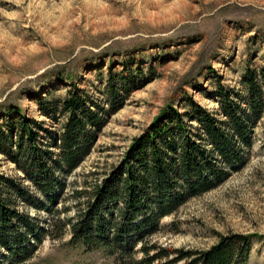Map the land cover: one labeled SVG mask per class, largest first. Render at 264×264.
<instances>
[{"label": "rangeland", "instance_id": "374dc122", "mask_svg": "<svg viewBox=\"0 0 264 264\" xmlns=\"http://www.w3.org/2000/svg\"><path fill=\"white\" fill-rule=\"evenodd\" d=\"M263 68L264 0H0V124L20 120L9 112L18 108L44 128L37 130L38 143L51 154V168L59 160L56 144L70 95L82 100L78 117L84 133L93 134L86 136L89 154L74 171L53 168V202L0 154V176L7 180L0 195L22 216L14 226L26 243H34V234L40 239L31 258L19 264H118L101 251L67 244L69 224L94 186L121 165L133 139L169 105L182 113L192 101L226 121L224 90L242 119L250 120L243 83L248 74L261 110L248 129V147L239 146L242 164L218 161L225 179L159 220L146 241L206 251L229 235L264 238ZM11 184L25 189V200ZM81 190L86 197L78 199L74 192ZM6 236L12 248L13 238ZM257 238L246 264H264V240ZM0 264H16L3 248Z\"/></svg>", "mask_w": 264, "mask_h": 264}, {"label": "trees", "instance_id": "16d2710c", "mask_svg": "<svg viewBox=\"0 0 264 264\" xmlns=\"http://www.w3.org/2000/svg\"><path fill=\"white\" fill-rule=\"evenodd\" d=\"M261 73L264 78V68ZM243 83L250 95L249 116H246L250 120L242 119L231 94L224 90L220 95L226 121L192 101L188 111L182 113L171 105L163 108L149 128L133 139L121 165L94 186L85 209L78 212L75 223L69 224L67 244L84 248L86 252L101 251L118 264H246L255 235L221 237L206 251L160 248L146 241L159 220L171 216L188 199L214 189L225 179L227 172L219 169L218 163L242 164L239 146L248 147V129L259 119L261 110L253 76L248 74ZM64 105L69 117L56 144L59 160L52 168L51 154L38 143L37 130L44 128L37 122L24 117L20 109L12 108L9 112L22 118L0 124V154L16 164L25 179L34 184L46 201L52 202L55 200L50 192L53 168L66 174L74 171L81 158L90 152L86 136L93 135L84 133V123L78 117V111L84 109L80 97L70 95ZM191 122L197 123L198 128H193ZM6 181L0 176V183ZM11 188L20 199H26L22 186L11 184ZM74 194L78 199L81 195L86 197L82 190ZM115 205L120 208L113 213ZM20 220L22 216L11 210L0 195V248L6 249L16 264L28 261L34 244L40 241L33 231L29 234L33 235L34 243H26L19 236L14 223ZM45 231L42 232L50 233L48 229ZM6 235L13 238L12 248ZM137 253L143 255L140 260L135 259Z\"/></svg>", "mask_w": 264, "mask_h": 264}]
</instances>
